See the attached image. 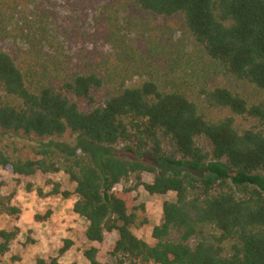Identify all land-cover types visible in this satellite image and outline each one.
<instances>
[{"label": "trees", "instance_id": "1", "mask_svg": "<svg viewBox=\"0 0 264 264\" xmlns=\"http://www.w3.org/2000/svg\"><path fill=\"white\" fill-rule=\"evenodd\" d=\"M131 1L157 16H182L207 66L247 84V92L208 86L206 70L176 42L127 50L128 63L113 57L109 48L122 43L111 29L117 6L96 16L91 32L76 31L74 51L53 8L39 2L37 18H22L15 0H0V39L23 46L15 55L0 50V136L38 140L34 157L10 156L0 140V169L68 175L75 190L62 194L77 195L73 211L87 221L86 239L101 243L117 233L106 261L95 246L84 251L88 264H264V0ZM136 76L142 81L127 85ZM237 116L257 124L238 127ZM67 134L107 152L82 155L52 142ZM121 144L136 158L108 155ZM144 157L176 170L158 172ZM1 186L0 214L18 221L15 193L4 195ZM141 186L175 194L162 204L154 243L134 232L149 223L145 203L133 196ZM52 192L61 193L59 184ZM19 233L16 224L0 230V257Z\"/></svg>", "mask_w": 264, "mask_h": 264}, {"label": "rangeland", "instance_id": "2", "mask_svg": "<svg viewBox=\"0 0 264 264\" xmlns=\"http://www.w3.org/2000/svg\"><path fill=\"white\" fill-rule=\"evenodd\" d=\"M18 11L17 16L37 18L36 5L39 2L45 3L47 8H53L48 0H15ZM57 2L55 12L59 16L58 22L67 26L68 36H71L74 43V51L79 48V40L76 31L79 29L92 31V23L96 16L108 9L109 6H117L114 9L111 18L112 28L118 34L121 45L110 47L113 57L128 63L127 53H131L137 46L149 43L150 41H171L178 43L184 51L191 54L199 68L206 70L207 85L218 86L224 85L241 93L247 92L248 85L235 81L227 74L217 71L207 66L204 58L197 48V43L188 34L183 17H163L140 10L131 0H51ZM89 26V28H88ZM88 31V32H89ZM23 49V46L13 39H0V50L17 54ZM128 50V52H127ZM143 78L136 76L128 80L127 85L139 83ZM121 82V80L119 81ZM207 112V110H206ZM210 116L221 117L227 112L211 110L208 111ZM238 127L254 126L257 122L245 117H236ZM1 145L13 157L22 155L25 157H34L31 153L32 148L38 145V140L34 137L12 138L11 136H0ZM48 142L49 140H45ZM52 142L58 147L65 150H75L78 154L93 155L107 152L106 149H90L87 143L78 141L76 135L67 134L61 138H53ZM102 150V151H101ZM114 152L108 155L136 158L135 153L125 145L115 146ZM144 161L156 166L158 172H171L176 170L175 167L167 163H156L150 157H144ZM97 164V163H96ZM101 167V162L97 164ZM145 181L152 182L153 175L143 174ZM143 178V177H142ZM133 183V178L129 182ZM1 192L4 195L15 193L12 203L22 209L18 221L14 218L0 214V230L11 228L14 224L20 228L17 239L12 243L10 251L0 257V264H37L39 258L48 259L49 257H58L59 262L64 264L78 263L88 264L84 257V251L95 246L99 249V259L106 261L108 253L112 250L117 239V233H106L101 243H91L85 237L87 221L78 216L73 211V205L77 195L72 193L70 198H65L62 194L64 191L74 192L75 184L69 180L68 175L64 172L45 174L38 172L33 176H24L13 174L0 169ZM59 184L61 193L52 191ZM30 186V187H29ZM123 185L119 184L117 189H122ZM42 191V194L39 193ZM143 194V195H142ZM174 193H171L173 196ZM175 195V194H174ZM138 198V203H145L146 215L149 223L141 228L134 229V232L140 238L147 237L151 243H154L152 237H149V230L155 223H160L163 217L161 202L151 200L148 193L141 186L133 193ZM51 212L45 219H37V216L44 217ZM72 242L70 248L65 253H60V249L67 245V241Z\"/></svg>", "mask_w": 264, "mask_h": 264}, {"label": "crops", "instance_id": "3", "mask_svg": "<svg viewBox=\"0 0 264 264\" xmlns=\"http://www.w3.org/2000/svg\"><path fill=\"white\" fill-rule=\"evenodd\" d=\"M143 177V180L145 181V178H144V175L142 176ZM145 182H147V181H145ZM147 183H149V182H147ZM171 193L172 192H169V193H167V194H165V195H150V194H148V196H149V198L151 199V200H154V201H157V202H161V204H163V202L164 201H166V200H173L174 199V197H175V195L173 194V196H171ZM143 195V194H142ZM161 223V222H160ZM160 223H155V224H153L152 225V228L149 230V237H152V230H153V227L155 226V225H158V224H160ZM142 239H144L145 241H147L148 243H151V241L147 238V237H145V238H142Z\"/></svg>", "mask_w": 264, "mask_h": 264}]
</instances>
